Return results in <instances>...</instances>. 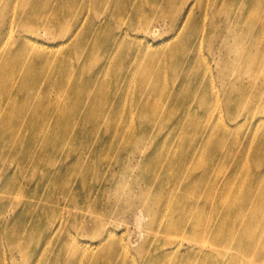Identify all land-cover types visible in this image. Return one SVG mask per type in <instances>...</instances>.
<instances>
[{"label":"bare ground","instance_id":"obj_1","mask_svg":"<svg viewBox=\"0 0 264 264\" xmlns=\"http://www.w3.org/2000/svg\"><path fill=\"white\" fill-rule=\"evenodd\" d=\"M128 1L134 5L132 11L140 12L137 0L121 1L118 10H127ZM196 1L200 6L197 7L194 3L193 7L200 10L201 15H192L197 19V25H194L195 18L192 15L185 23H177V31H180L173 37L177 44L171 46L168 53L170 63L174 68L180 69H175L174 74L173 67L165 66L161 70V77L149 73V67L143 69V66L155 61L158 54L154 49L146 51L147 44L137 43L140 46L133 61L135 65L125 74L116 90L107 94L102 88L104 82L100 76L88 79L87 87L83 77L80 78L73 71L70 51L52 52V41H40L36 33H22L23 30L35 31L40 25L38 22H43L42 25L50 33V25H59L54 10L46 8L42 2L0 0V16L8 13L11 18L10 33H15L16 28L21 33L15 34L16 41L8 47H5L7 36L4 35L2 40L0 37V157L4 161L14 162L22 158V170L31 162L32 166L40 165L45 157L44 147H48V143H44V134L50 131L52 134L60 131L67 139L73 138L75 141H69V145L73 143L75 146H83L81 149L89 147L101 150L102 154L112 147L123 154L133 153L137 149L146 154L147 147L154 148L148 161H154L157 169L154 173H145L157 192H161L154 202L148 196L138 199L132 181H127L126 178L121 180L122 175L119 174L117 178L113 174L111 185V189L115 188L117 191L115 203L113 200L104 201L102 196L105 193L98 191V195L94 196L87 182H79L83 189L82 201L78 202L79 199L74 197L69 206L77 209L87 206L90 209L88 203L94 196L99 202L97 204L105 209L100 216L87 218L76 215L75 222L71 225L64 226L62 221L51 229L56 234L58 230L65 231L66 228L64 239L68 259L63 264H110L111 260L117 264H136L129 261L130 257L126 253L129 242L118 237L115 222L112 221L117 215L129 210L137 214V222L142 224L144 221L139 218L140 212L171 214L162 224V221L155 220L145 223L149 234L143 250H138L143 257L138 264H264V150L250 148L247 152L242 151L236 140L234 149L224 154L225 140L222 138L224 133L237 132L242 121L247 122L251 129L264 117L248 114L234 126H229L222 118L214 123L208 120L211 119L208 111L213 107L208 101V94L212 98L216 97L217 90L214 87L224 91L221 101L227 112L241 108L239 101L244 91L242 77L252 71L253 64L258 65L264 52V0ZM110 2L117 7L115 0ZM154 2L155 0L145 1L146 5H153ZM208 5L210 10L213 9L210 19L212 29L213 25L224 18L229 30V37L223 41L228 58L221 62L217 59L215 68L210 67L208 61L205 62L208 50L213 53L211 46H208V31L204 30L209 20ZM189 26L196 28L195 34ZM61 27L60 25L58 29L63 34L67 29L61 30ZM3 30L8 33V29ZM96 31L98 32L97 25L88 26L91 38L86 43L96 45L102 42L103 51L93 52L86 48L88 46L79 43L86 31L72 45L75 44L78 49L75 53L81 62L80 69L97 68L95 72L98 76L110 71L112 65L109 59L113 47L118 52L124 42L120 37L122 34L110 35L112 29L106 31V37L110 35L107 38L100 37ZM129 31L128 28L124 32ZM46 38L48 41L55 39L48 36ZM134 47L135 44H132L130 49ZM141 54H144L142 63L139 60ZM94 56V64L83 68ZM59 57L65 58L60 68L67 103L63 106L55 105L54 112L58 116L53 118L51 114L46 116L44 111L39 112V106L43 102L41 98H44V102L51 103V92H45L41 78L35 76L48 64L55 67L56 63L53 62H58ZM178 57L181 61L176 62ZM166 61L167 58L162 57L163 64ZM167 69L170 72L166 73ZM215 69L216 74L213 73ZM170 73L173 84L168 87L165 78ZM232 76L234 78L231 80ZM104 78L107 81L106 76ZM48 79L52 78L48 76ZM133 89L136 91H132ZM23 104L28 105V111L22 109ZM53 119L58 121L50 125ZM60 120L64 122L66 129L62 127V123V130L52 129ZM263 126L264 124L261 128ZM93 130L97 131V136L93 135L96 139L105 132L106 137L98 142L102 147H91L95 142L83 139L84 134H90ZM150 137L152 140L148 143ZM253 143L258 146L264 144V137L257 135ZM82 153L79 152L81 163L85 162ZM125 158L117 156V161L125 164L127 172L133 171V164L125 162ZM226 159L232 162L229 167L226 166ZM249 159L254 164H248ZM215 160L218 163H214ZM186 163L190 166L184 167ZM99 170L102 171L99 179L108 173L102 166L87 171L92 174ZM5 174L4 166L0 165V180L3 181L0 185L1 192L10 193L12 189L22 186L18 177ZM9 177L14 179H8ZM84 177L82 175V179ZM163 179L167 186L170 185L169 188L160 187ZM69 186L73 187L71 184ZM75 187L78 188V185ZM99 188L101 190L102 184ZM32 208L38 210L35 206ZM91 209L95 211L93 204ZM44 213L45 211L36 214L37 218ZM23 218L24 216L20 218L22 222ZM20 230H23L22 224ZM155 231L166 236L156 234ZM174 234L182 235L189 241L190 250L185 255L178 253L184 244H178L179 248L171 247L174 252H168L169 248L158 249L160 244L174 241L171 239ZM97 237L101 240L94 241ZM53 238L48 241L41 237L37 241L38 244L45 245L43 254H53ZM208 244L211 246L210 251ZM27 245L26 238L25 241L21 238L13 240L5 253V259L9 258L11 264H17L16 254L27 253ZM37 246H31L33 252ZM151 251L157 253L154 261L148 260ZM215 254L216 258L213 257ZM38 255L41 262L44 256L41 253ZM28 263L26 256L24 264ZM44 263L45 261L40 264ZM0 264H3V260H0Z\"/></svg>","mask_w":264,"mask_h":264},{"label":"rangeland","instance_id":"obj_2","mask_svg":"<svg viewBox=\"0 0 264 264\" xmlns=\"http://www.w3.org/2000/svg\"><path fill=\"white\" fill-rule=\"evenodd\" d=\"M31 1L42 2L46 8L54 10L56 12V15L54 16L59 25H50L51 32L48 33L47 29L44 27V25H42L43 22H38L40 25L35 29V31L23 30L22 33L32 35H35L33 33H36L40 41H52V44H54L51 49L52 52L57 50H62V52L70 51V57L72 58L73 62V71L79 74L80 78L83 77V82L86 83V85L89 83L88 79L97 78L100 76L104 82L102 88L105 91L104 93L107 94H111L116 90L117 85L121 84L125 74L129 73L132 67L135 65V62L133 63V61L136 58L137 50L140 46L137 45V43L147 44L145 46L146 51H151L154 49V51L158 54V58L155 61L150 62L149 65L148 63H145L143 69L149 67V73L154 74L156 77H161V70L165 66L174 68V66L170 63L168 53L171 51V46L174 47L177 44L176 39L173 38L180 31H177V23H185V21L190 18L192 13L195 15V17L201 15L200 10H196L193 7L194 3H196L197 7L200 6V3L196 0H155V2L152 3L153 5H146V0H137L141 9L140 12L137 13L132 11L134 5L130 1L126 3L128 6L126 8L127 10L124 8L122 11H119V4L124 0H115L117 7L112 6L113 3H111L110 0ZM228 2H231V0ZM212 10L213 9L210 10L208 5L209 20L208 24L204 26V30L208 31V46H211L213 53L211 50H208V59L205 58V62L208 61L210 67L213 66L215 68L217 65V59L221 62L222 59L225 61L228 58L226 56L227 53L225 51L226 49L224 47L223 41L229 37V30L226 27L224 18L218 21L217 25H213L214 29H212L213 27L210 22ZM90 24L98 26V32H96L97 35H100V37L105 38L106 31L112 29L113 31L110 35H113L114 33H120L122 34L120 36L122 37L121 40L124 42V44H121V49L118 52L115 51V47H113L109 59V62L112 65L110 71L106 74H104V72L100 73L98 76H96L97 72H95L97 68L80 69L81 62L75 53L78 49L75 48V44L72 45V42L77 40L86 31L85 37H83L82 41L79 43L81 45L88 46L86 48H89L93 52L103 51L102 42H99V44L96 43V45H92L93 43L88 45L86 43V40L91 38V32H88V26ZM60 25L62 26L61 30L67 29L68 32L65 31L63 34L60 33V29H58ZM194 25H197L196 18L194 19ZM111 26H114V28ZM189 27L191 32L195 34L196 28L191 26ZM5 28L8 29V33L3 30ZM128 28L130 31L125 33L124 31ZM9 29H11V18L7 13L0 16V34L1 31L3 32V34L0 36L1 40L4 35L7 36V44L5 47L13 44L16 41L15 34L18 35L20 33L16 28L15 33L11 34ZM80 30L82 31L80 32ZM110 35H107V37ZM47 36L50 38L55 37V39L48 41L46 38ZM147 40L150 43L146 42ZM132 44H135V47L130 49ZM143 56L144 54L139 56L141 63ZM95 57L96 56H94L92 61L88 60L83 68L94 64ZM162 57L167 58V61L164 64L162 62ZM64 59L65 58L63 57H59L58 62H53L56 63L55 67H52L50 64H48L35 76L41 78V82L43 86H45L43 90L45 92H51V103H46L44 102V98H41L44 103L41 102L42 106H39V112L44 111L43 113L46 116L51 114L53 118H55V115L58 116V114L54 112L55 105L59 104L63 106L67 103L66 91L62 82L63 72L60 68ZM175 61L178 62L181 60L178 57V59ZM175 69L179 70L180 68L172 69L174 74ZM167 72H170V70L167 69L166 73ZM215 72L216 69L213 70V73ZM171 74L172 73L169 74V77L165 78L168 87L173 84V78L171 77ZM48 76H50L52 79L49 80ZM105 76L107 81L104 78ZM233 78L234 77L232 76L230 79L232 80ZM242 82L244 83V86L242 87L244 88V91L243 95L240 96V110L234 109L231 112H227L221 101L224 94L223 90H218L216 87H214V89L217 90L215 94L216 97L214 98L208 94V101L211 102L213 106L212 110L208 111L211 116V119L208 120L211 123H214L218 118H222L226 124L229 126H234L236 122H240L242 119H244V116L248 114H258L264 117V93H262L264 89V52L258 61V65L255 66L253 64L252 71L242 77ZM87 87L89 86L87 85ZM132 91H136V89H133ZM28 108V105H22V109L25 112L28 111ZM56 121L58 120L53 119V121H50V125ZM60 121V123L54 124L52 129L62 130L61 123L62 127L66 129L64 122H62V120ZM246 123L247 122L242 121L240 123V128L236 129L237 132L222 134V138L225 140L223 143L224 154H227L230 152V150L234 149L233 145L235 144L236 140L239 141L242 151L247 152L250 148L264 150V144H260L258 146L257 143H253L257 135L264 137V126L261 128V126L264 124V119L251 129L248 128ZM94 134L97 136L96 130L91 131L90 134H84L83 139L92 140L95 142V145L91 147H102V145H100L98 142L106 137L105 132L103 131L98 139L93 137ZM151 140L152 138L150 137L148 143H150ZM69 141L73 142L75 140L73 138L67 139V137H65L60 131L54 134H52L51 131L47 132L44 134V143H48V147H44L45 157L43 158L40 165L35 164V166H32L31 162V164L27 166L25 170L21 169L23 163L22 158L14 162H7L4 161L3 157H0V165L4 166L5 168V176H16L22 183V186L19 185V189H12V192L10 193L0 191V260H3V264H11L12 261H10L9 258L5 259V253H7L9 250V244L13 242V240H17L19 238L23 239V241H25L26 238L28 245L26 246L27 253L19 252L16 254L17 264H24V258L26 256H28V264H37L38 262L40 264L43 261H45L44 264L66 263V260L68 259L66 253V240L64 239L66 236V228L65 231H63V229L58 230L56 234H54L55 231L53 232L51 229H53L55 225L60 224L62 221L65 224L64 226L71 225L75 222L76 215L91 218L103 214V210L105 208L98 205L99 202L94 198V196L98 195L99 191L102 194L105 193L102 196L104 201L113 200L115 203L114 196L117 195V191L115 188L111 189L114 173L116 174V178L117 174H119L122 175L121 180L126 178L127 181H132L136 187L135 190L138 199H140V197L144 198L145 196H148L149 199L154 202L156 196L158 194L161 195V192H157L156 188L152 185V183L149 182L148 179L150 178L145 174L146 172L149 174L154 173L157 169L154 165V161H148L151 153H154V148L147 147L148 150L146 151V154L138 152V149L133 153L127 152L128 157H126L127 153L123 154L114 147L108 148L102 154L101 150H92L89 147L81 149L80 147L83 146H75L73 143H70L69 145ZM237 148H239L238 145ZM79 152H83L82 154L84 157L82 159L85 161L83 163L80 162ZM67 153L71 154L66 155ZM101 156H104V159H101ZM117 156H121L123 159L126 157L125 162L133 164L135 169L133 171L127 172L125 164L122 165L117 161ZM247 162L248 164L253 163L252 159H249ZM214 163H218V161L215 160ZM231 164L232 162L227 160L226 166L229 167ZM100 166H102L104 170L108 171V173L100 179L99 176L102 173L101 170L92 174L87 171L95 167L99 168ZM187 166L189 167L190 165L186 163L184 167ZM25 174L30 176H25ZM82 175H85L83 179ZM8 179L14 178L9 177ZM82 181L87 182L89 184V189L93 190L92 194L94 196L90 200V203H88L90 205V209H88L87 206L83 207L82 209L69 206L70 201L74 197L79 199L78 202L82 201L81 194L83 189L82 184L79 183ZM98 183L100 184L99 186ZM2 184L3 181L0 180V185ZM69 184H71L73 187L69 186ZM101 184L102 188L100 190L99 187ZM77 185L78 188L75 187ZM166 186V180L163 179L160 187ZM169 187L170 185H168L166 188ZM73 188L76 190L73 191ZM92 204L95 206V211H92L91 209ZM33 206L38 208V210H33ZM2 208L3 211H1ZM44 211V215L40 218H37L36 214H42ZM136 215L137 214L129 210L121 215H117L112 221L115 222L114 226L117 228L118 237H121V239H125V241L129 242V246L126 247V253L130 257L129 261H134L136 264H138L142 262L141 259L143 258L141 254L138 253V250H143V245L147 242L146 239L148 238L149 234L145 223L155 220L160 222L162 221V224L171 217V214L164 212V214L160 213L157 215L155 212L152 214L140 212L139 218L144 221V224L137 222ZM22 216H24L23 222L20 220ZM21 224L23 230H20ZM155 233L166 236L164 233H160L158 231H155ZM172 236L173 237L171 239L174 241L162 243L158 249L169 248L168 252H174V249H171V247L179 248L178 244H184L180 247L178 253L185 255L187 251L190 250L188 247L189 241L182 235L174 234ZM41 237H44L48 241L54 237L52 240L53 254H43L45 245H40L37 243ZM99 240L101 239L98 238L94 241ZM34 245H38L35 249V252H33L34 250L31 248V246ZM208 250H211L210 244H208ZM156 251H151L152 254L148 257V260L154 261V255L157 254ZM38 253H41V255L44 256L41 259V262ZM213 257L216 258L217 254H215ZM110 264H117V262L111 260Z\"/></svg>","mask_w":264,"mask_h":264}]
</instances>
